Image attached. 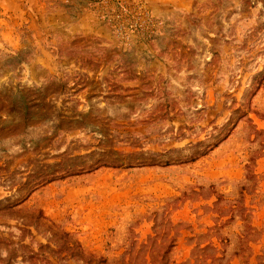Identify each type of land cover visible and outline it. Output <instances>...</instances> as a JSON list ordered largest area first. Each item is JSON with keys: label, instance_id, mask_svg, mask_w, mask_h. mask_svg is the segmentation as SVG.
<instances>
[{"label": "rangeland", "instance_id": "374dc122", "mask_svg": "<svg viewBox=\"0 0 264 264\" xmlns=\"http://www.w3.org/2000/svg\"><path fill=\"white\" fill-rule=\"evenodd\" d=\"M0 264H264V0H0Z\"/></svg>", "mask_w": 264, "mask_h": 264}, {"label": "trees", "instance_id": "16d2710c", "mask_svg": "<svg viewBox=\"0 0 264 264\" xmlns=\"http://www.w3.org/2000/svg\"><path fill=\"white\" fill-rule=\"evenodd\" d=\"M262 80H263V78H261V80H259L257 87H255V90L259 89V88L263 85ZM23 108H25V106H23ZM229 133H230V131H229L228 133H226V134L222 137L221 140L225 139V138L228 136ZM221 140H220V141H221ZM220 141L214 143V144H213L211 147H209L207 150H204L203 152H201V153H199V154H196V155L190 156L188 160H181V161H179L178 163H186V162H188V161H194V160H196L199 156L207 154L210 150H212L215 146H217V144H218ZM155 164H157V163L152 162V163H146L145 165H148V166H149V165H155ZM163 164H164V165H168L169 162H168V161H164ZM101 166H109V165L104 164V163H100V164L95 165L94 167H91V168L85 170L84 172L87 173V172L94 171V170H96L97 168H99V167H101ZM120 166H121V163H113V164L111 165V167H120ZM129 167H131V166H129ZM84 172L81 171V170H77V171H73V172L69 173V175H79V174L84 173ZM58 178H59V179H63L64 176H63V175H60ZM51 179H53V178L48 179L47 182L51 181Z\"/></svg>", "mask_w": 264, "mask_h": 264}, {"label": "crops", "instance_id": "0c3cea01", "mask_svg": "<svg viewBox=\"0 0 264 264\" xmlns=\"http://www.w3.org/2000/svg\"><path fill=\"white\" fill-rule=\"evenodd\" d=\"M99 172H100V169H96V170H94L93 172L86 173V174L95 175V174H97V173H99Z\"/></svg>", "mask_w": 264, "mask_h": 264}]
</instances>
